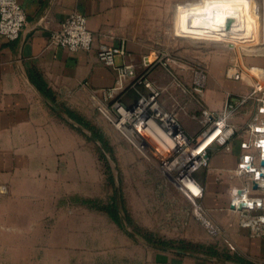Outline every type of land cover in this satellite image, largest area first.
<instances>
[{
    "label": "rangeland",
    "instance_id": "obj_1",
    "mask_svg": "<svg viewBox=\"0 0 264 264\" xmlns=\"http://www.w3.org/2000/svg\"><path fill=\"white\" fill-rule=\"evenodd\" d=\"M181 2L195 3L179 11L177 5ZM209 4L210 0H134V17L129 16L128 23L119 26V35L136 54L159 59L169 79L177 81L184 91L193 89L194 74L199 70L205 74L203 92L216 91L219 84L229 81L226 68L232 59L264 66V34L253 22L250 27H254V38L246 41L204 38L189 32L193 31L191 13ZM252 5V13L261 17L264 1L256 8L252 0ZM245 88L231 91L232 99L239 100L238 94ZM203 92H195L198 110L189 112L198 129L195 135L186 133L191 139L186 152L201 141L207 127L202 109L207 108L216 117L226 111V100L219 108H211L201 97ZM163 104L174 114L176 108L181 110ZM250 106L243 105L245 111ZM85 117L84 124L71 116L56 121L53 160H40L37 169H28L32 171V176L28 175L31 179L0 180L1 257H22L26 264L110 263L129 245L136 254L140 251L138 255L148 254V247L139 240L155 241L156 246L164 244L159 227L168 213L196 214L189 191L173 179L183 166L173 160L183 149L163 150L159 146L161 138L146 136L142 129L128 126V130L121 131L96 104L91 103ZM212 146L222 148L217 142ZM208 167L197 168L192 176L202 187L201 196L195 200L198 211L215 231L210 225L199 224L203 240L190 242L185 250L226 257V231L207 215L209 211L220 214L226 207L225 198L216 194L215 199L211 194L222 193L223 172L211 173L216 183L215 190H211ZM176 193L184 197L181 206ZM127 241H134L133 248ZM227 246L232 248L229 242Z\"/></svg>",
    "mask_w": 264,
    "mask_h": 264
},
{
    "label": "crops",
    "instance_id": "obj_2",
    "mask_svg": "<svg viewBox=\"0 0 264 264\" xmlns=\"http://www.w3.org/2000/svg\"><path fill=\"white\" fill-rule=\"evenodd\" d=\"M257 8L264 0H254ZM26 11V22L14 39L0 36V180L31 179L30 168L37 169L40 160H53L56 142V121L73 117L84 124L85 115L95 101L91 91L108 87L113 83L112 68L97 57V50L106 45L124 44L128 53L126 60L133 61L139 69L141 54H136L131 44L119 35L120 25L134 17V0H19ZM259 2V3H258ZM195 3V2H194ZM194 3L181 2L178 10ZM264 6V5H263ZM79 10L87 17L88 27L95 37L89 49H68L48 44L52 31L73 11ZM130 20L133 22V20ZM119 60V57L116 58ZM151 77L162 86V100L167 105L177 106V118L188 135H195L197 122L189 112L198 110V99L192 88L183 90L177 81L169 79L162 66H156ZM219 84L216 91L203 92L204 102L211 108H219L227 92L242 90L246 80ZM178 85V87H177ZM140 88L143 89L142 86ZM187 89V88H186ZM130 91L125 100L134 99ZM90 105V106H89ZM247 108V107H246ZM249 108V107H248ZM248 116L241 107L233 118L239 124ZM63 141L64 138H60ZM68 141V140H67ZM207 179L211 190H215L216 171L223 172L222 193L214 191L212 197L226 199L221 213L209 211L211 222H220L226 231V257L205 252L185 250L190 242L203 240L198 232L199 217L193 212L187 215L168 213L159 227L162 236L160 246L149 239L139 240L148 247L146 255H138L129 249L105 264H264V233L254 234L242 227L237 212L229 208L231 190L243 182V175L233 169L241 149L237 137L232 140L230 150L210 145ZM212 173V174H211ZM226 174V175H225ZM226 176V178L224 177ZM213 183V184H212ZM181 206L184 197L176 193ZM222 195L224 197H222ZM217 199V197H213ZM133 244L134 241H127ZM232 246L229 248L227 243ZM200 245V244H199ZM0 264H26L22 257L3 258Z\"/></svg>",
    "mask_w": 264,
    "mask_h": 264
},
{
    "label": "built area",
    "instance_id": "obj_3",
    "mask_svg": "<svg viewBox=\"0 0 264 264\" xmlns=\"http://www.w3.org/2000/svg\"><path fill=\"white\" fill-rule=\"evenodd\" d=\"M26 22V11L19 0H0V36L14 39L18 36ZM250 22L245 24L246 29L236 26L235 23L226 25L229 34L227 38L241 39V41L254 38V30ZM244 31V36L235 34ZM95 34L88 27L86 15L79 11H71L61 22L58 29L51 32L48 44L68 49H89L94 41ZM128 51L124 44L106 45L97 50L98 59L110 66L114 72L113 83L91 91V97L96 106L104 112L116 126L123 131L137 128L142 129L146 136L161 138V148L167 151H180L173 163L183 165L184 172L189 180L197 187L184 182L181 172L176 181L183 182L194 204L198 217L210 225L204 218L195 202L202 194V187L192 176V172L201 166H208L210 156L207 148L217 142L223 150H230L232 140L237 137L241 152L233 169L234 173L243 175L244 180L231 190L229 208L238 214V221L254 234L264 233V66L258 64L246 65L237 58L232 59L226 68V76L233 80H246L244 91L239 93L238 99H232L231 91L227 92L226 111L223 116H214L207 108L202 109L207 127L203 136L214 133L207 143L200 147L194 155V148L186 152L185 147L191 141L177 119V115L166 109L162 100L163 86L158 79L151 77L152 70L162 64L159 59H150L149 55L141 56L140 66L137 69L133 61L126 60ZM119 57V60L116 58ZM159 62V63H158ZM195 92L202 93L205 84V74L202 70L194 74ZM140 86L143 87L140 88ZM136 93L134 99L125 100L127 94ZM250 103L248 116L240 124L235 125L233 116L238 106ZM218 118V119H217ZM147 142L149 140L147 139ZM188 157V159H184ZM180 160V161H178ZM175 166V164H174ZM255 183V186H254ZM181 184V183H180Z\"/></svg>",
    "mask_w": 264,
    "mask_h": 264
},
{
    "label": "bare ground",
    "instance_id": "obj_4",
    "mask_svg": "<svg viewBox=\"0 0 264 264\" xmlns=\"http://www.w3.org/2000/svg\"><path fill=\"white\" fill-rule=\"evenodd\" d=\"M252 7V0H210V4L206 8L191 13V15H193L192 18H194L191 26L193 31L189 32L196 34L198 37H217L218 39L226 40L229 39L227 38L229 34L226 31V25L228 23H235L236 26H241L242 29H246L245 24L247 23L248 25L249 22H253L256 24V28H262L264 34V10L260 17L257 13H252ZM244 31L246 32V30L236 31L235 34L241 35L243 33L242 35L244 36ZM262 47H264V41ZM214 133L202 136L201 141L194 148V155H197L196 151L204 146L209 140V137ZM184 159H188V157H184ZM183 173L184 172H181V176L183 177L182 180L194 188L197 187L195 183L184 176L185 174ZM180 183L178 182L177 184H180L179 186L186 192L183 182ZM196 211L198 210L196 209Z\"/></svg>",
    "mask_w": 264,
    "mask_h": 264
},
{
    "label": "trees",
    "instance_id": "obj_5",
    "mask_svg": "<svg viewBox=\"0 0 264 264\" xmlns=\"http://www.w3.org/2000/svg\"><path fill=\"white\" fill-rule=\"evenodd\" d=\"M113 213L116 214L117 213V209L116 208H113Z\"/></svg>",
    "mask_w": 264,
    "mask_h": 264
},
{
    "label": "water",
    "instance_id": "obj_6",
    "mask_svg": "<svg viewBox=\"0 0 264 264\" xmlns=\"http://www.w3.org/2000/svg\"><path fill=\"white\" fill-rule=\"evenodd\" d=\"M227 22H230V21H227ZM228 24H229V23H228ZM228 24H227V25H228ZM254 186H255V183H254Z\"/></svg>",
    "mask_w": 264,
    "mask_h": 264
}]
</instances>
